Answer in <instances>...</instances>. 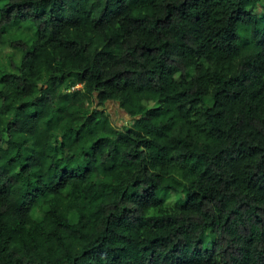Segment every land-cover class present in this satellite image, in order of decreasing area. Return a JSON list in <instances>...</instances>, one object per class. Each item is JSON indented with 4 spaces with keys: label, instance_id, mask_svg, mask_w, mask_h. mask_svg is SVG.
Returning a JSON list of instances; mask_svg holds the SVG:
<instances>
[{
    "label": "trees",
    "instance_id": "16d2710c",
    "mask_svg": "<svg viewBox=\"0 0 264 264\" xmlns=\"http://www.w3.org/2000/svg\"><path fill=\"white\" fill-rule=\"evenodd\" d=\"M5 46L0 264H264V0H0Z\"/></svg>",
    "mask_w": 264,
    "mask_h": 264
},
{
    "label": "rangeland",
    "instance_id": "374dc122",
    "mask_svg": "<svg viewBox=\"0 0 264 264\" xmlns=\"http://www.w3.org/2000/svg\"><path fill=\"white\" fill-rule=\"evenodd\" d=\"M29 25L28 22H20L19 23V27L18 28H12L10 29L9 33H11L10 35L8 34V31L3 33L4 36H9V37H20V38H29L31 36V33L34 29V27L30 26V30L27 31L25 30V26ZM8 52V48H6V46L2 49H0V62L3 61L2 57L3 55L7 54ZM192 74V70H190L189 75ZM79 87V85H76L74 88ZM144 104L147 107H151L155 105V102H144ZM104 110L109 113L111 115V119L112 122H114V124L118 125V124H126L127 122L124 119V115L123 113L120 111V109L114 104V103H107V105L104 107Z\"/></svg>",
    "mask_w": 264,
    "mask_h": 264
}]
</instances>
